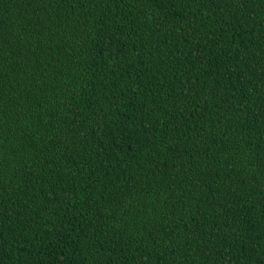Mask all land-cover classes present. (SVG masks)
Listing matches in <instances>:
<instances>
[{
  "label": "trees",
  "instance_id": "trees-1",
  "mask_svg": "<svg viewBox=\"0 0 264 264\" xmlns=\"http://www.w3.org/2000/svg\"><path fill=\"white\" fill-rule=\"evenodd\" d=\"M0 264H264V0H0Z\"/></svg>",
  "mask_w": 264,
  "mask_h": 264
}]
</instances>
